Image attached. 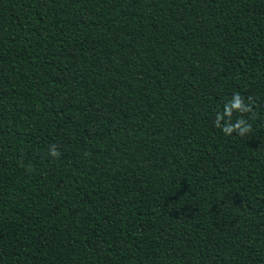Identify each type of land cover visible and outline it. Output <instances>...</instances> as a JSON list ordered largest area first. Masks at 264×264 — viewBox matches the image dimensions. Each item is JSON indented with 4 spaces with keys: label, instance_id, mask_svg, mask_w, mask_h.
<instances>
[{
    "label": "trees",
    "instance_id": "1",
    "mask_svg": "<svg viewBox=\"0 0 264 264\" xmlns=\"http://www.w3.org/2000/svg\"><path fill=\"white\" fill-rule=\"evenodd\" d=\"M0 264H264V0H0Z\"/></svg>",
    "mask_w": 264,
    "mask_h": 264
},
{
    "label": "clouds",
    "instance_id": "2",
    "mask_svg": "<svg viewBox=\"0 0 264 264\" xmlns=\"http://www.w3.org/2000/svg\"><path fill=\"white\" fill-rule=\"evenodd\" d=\"M234 114H237L235 120L233 119ZM245 114H251V118H255L253 101L248 98L246 102L240 92H233L231 99L223 104L222 110H217L213 126L220 129L225 136L235 133L239 137H246L252 131V124L245 118ZM48 154L53 158L60 156L56 144L49 147Z\"/></svg>",
    "mask_w": 264,
    "mask_h": 264
}]
</instances>
